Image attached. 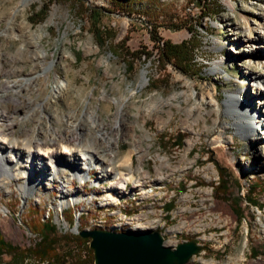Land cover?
Masks as SVG:
<instances>
[{
    "label": "rangeland",
    "instance_id": "rangeland-1",
    "mask_svg": "<svg viewBox=\"0 0 264 264\" xmlns=\"http://www.w3.org/2000/svg\"><path fill=\"white\" fill-rule=\"evenodd\" d=\"M164 41L196 43L193 67L184 72L161 58ZM31 76L20 90L24 100L14 106L19 124L12 133L2 132L8 140L31 149L45 136L76 145L70 134L77 132L86 138L87 143L80 140L86 150L95 141L112 172L139 178L146 173L142 185L149 193L138 196L140 189L129 181L116 202L107 204L102 198L114 193L107 186L110 175L90 170L82 185L68 177L69 169H63L60 181L50 179L46 166L47 180L36 182L35 174L25 184L30 192L19 191L24 175L0 187L4 241L33 248L39 241L32 231L37 221L53 223L58 237L67 238L81 230L138 231V221H159L164 227L155 230L165 234L167 214L174 217L170 224L180 227L175 240L204 246L186 264H264V157L257 155L255 143L234 133L230 118L218 121L227 127L222 133H206L205 123L217 117L207 113L209 107L202 111L206 120L198 123L186 121L184 114L208 86L219 102L237 91L241 102L256 107L264 80V0H33L26 6L22 0H0V95H14L9 86ZM252 111L258 115V109ZM90 117L104 134L88 126ZM219 136L229 143L217 146L212 140ZM99 137L113 143L110 151ZM179 137L181 145L175 146ZM161 158L168 164L158 179ZM66 160L73 166V159ZM75 166L81 168V161ZM220 169L228 182L225 195L213 189ZM251 185L257 188L250 190ZM169 202L173 206L167 210ZM61 242L56 252L68 253V264H93L88 243ZM9 259L2 256L5 263Z\"/></svg>",
    "mask_w": 264,
    "mask_h": 264
},
{
    "label": "bare ground",
    "instance_id": "bare-ground-1",
    "mask_svg": "<svg viewBox=\"0 0 264 264\" xmlns=\"http://www.w3.org/2000/svg\"><path fill=\"white\" fill-rule=\"evenodd\" d=\"M33 0H22V3L24 6L28 5ZM40 58V57H38ZM37 58V59H38ZM39 72V71H38ZM34 77H25L23 78L20 83L16 84L13 83L9 87L12 91L16 90V93L14 95H8L3 96L0 95V127H3V130L0 128V187H3L5 184H7L8 180H18L20 175H24V183L23 186L19 188V191L22 194H25L26 191L30 192L31 189H27L25 184L30 182V179L33 175L37 174L38 177L34 178V181L41 182V179L46 178L47 174L44 173V167L49 166L50 168V176H53L54 179L58 178L59 181L62 178V172L63 169H69V178H76L77 181L79 180L80 184H83L85 180L89 176L90 170H96V172H103V175H110L111 178L108 179L107 186H109L110 190H113V194L107 193L102 198L103 201L106 200L107 204L115 203L114 200L116 197V194L120 191H124L127 187V184L129 181H131V188L134 190H139L138 196L143 197L145 194L149 193V189L144 187L142 184H145V176L146 173H142V178L135 177L134 174H125L119 170L112 172L114 169L111 168V165L107 163L104 158L108 160L109 157L105 156V153L103 151L100 152L96 150L99 148H96L94 146L95 141L91 143L93 146L88 145L90 150H86L87 148L82 147V141L83 143H87L86 138L80 136L77 132L71 133L70 137H73L76 145L72 144H64L63 142L59 140H55L53 137H46L45 138H38V140L35 142L33 148L24 146L23 144L19 142H12L8 140V134H3L2 132L10 131V133L14 132L15 127L19 124L20 117L15 118L14 116V106L18 104V102L23 101L24 99L20 98V90L22 87V84H29ZM260 81V80H259ZM263 82V83H262ZM63 88V85L57 86V91ZM19 90V91H18ZM258 94L261 99L256 101L255 108L252 106H249L250 103H243L239 100L240 94L239 92H233L226 95L225 100L222 102H219L216 94H215V88L208 86L206 87L205 93L200 96L198 102L189 108V110L184 111L186 121L191 119L192 124L198 123L199 119L202 118L204 121L206 120L205 117H202V111L204 110V107H209L210 110L207 112L208 114L215 113L217 115L216 119L213 120L212 124L205 123L204 130L206 133H210L212 131H218L219 133H222L224 130L227 129L226 126H219V120H222V117H228L230 118V125L235 130V134L238 135L243 140H247L250 143H255L257 155L260 157H264V123H260V117L263 116L262 121L264 122V80H261L260 87H258ZM170 99H164L158 103V105H164L166 103H169ZM37 105V104H36ZM42 104H38L37 107H41ZM258 109L259 112L256 111ZM249 110H253L252 112H257L258 115L254 116L253 114H250ZM251 112V113H252ZM23 117V115H19ZM91 120L89 123V127L96 128L94 125V120L90 117ZM254 121L258 126H261L260 129H263L262 131H258L252 125L251 121ZM88 121V122H89ZM163 121H160L159 124H163ZM77 125V124H76ZM77 127H81L80 125ZM100 129V127L98 126ZM96 128V133L99 135H102L104 133L99 132V129ZM253 133H256L255 136H252ZM3 135H6V137ZM99 140L104 142V151H110L112 149L113 143L110 141L105 140L103 137H99ZM45 140H49L52 144L47 145L45 144ZM82 140V141H80ZM215 143H217V146H223L229 143L228 140L224 141L223 139L218 137V139H213ZM102 144V143H101ZM192 142L189 141L186 143V150L189 149ZM59 148H58V147ZM98 147V146H97ZM83 150V151H82ZM92 150V151H91ZM100 154L98 156H101L98 158L97 154ZM129 152L123 157L122 164L125 166H128L129 162H131V156ZM65 154L69 160L73 159V166L69 164L66 160L67 157L64 158L62 156ZM59 160V162H54L55 160ZM97 159V160H95ZM77 160L81 161V168H76L75 164L77 163ZM76 162V163H75ZM53 163H56V165H53ZM83 163V164H82ZM168 164V160L161 158L160 163L158 167H156L157 172L163 167ZM264 166V163H263ZM70 167L73 169L70 170ZM158 176V179H161L160 172L156 173ZM61 176V177H60ZM50 178V179H53ZM39 179V180H38ZM67 181L62 180L60 183L65 184ZM112 202V203H110ZM117 204V203H116ZM135 228L138 227V231H144V230H153L156 231L155 228L157 227H164V224H160L159 221H138L134 224ZM136 230V229H135ZM106 231V230H105ZM109 232L114 233H120L124 232L123 229L118 228L117 230H113V228H109L107 230ZM128 231V230H126ZM158 232V231H157ZM160 233V232H159ZM164 233V232H163ZM177 233V232H176ZM163 235L162 233H160ZM176 237V236H175ZM177 240V239H176ZM165 246H169L171 248H175L178 244L174 243V246L168 244L167 241H164Z\"/></svg>",
    "mask_w": 264,
    "mask_h": 264
},
{
    "label": "water",
    "instance_id": "water-1",
    "mask_svg": "<svg viewBox=\"0 0 264 264\" xmlns=\"http://www.w3.org/2000/svg\"><path fill=\"white\" fill-rule=\"evenodd\" d=\"M79 236L88 240L93 264H186L204 248L194 241L165 246L161 234L153 230H81Z\"/></svg>",
    "mask_w": 264,
    "mask_h": 264
},
{
    "label": "trees",
    "instance_id": "trees-1",
    "mask_svg": "<svg viewBox=\"0 0 264 264\" xmlns=\"http://www.w3.org/2000/svg\"><path fill=\"white\" fill-rule=\"evenodd\" d=\"M44 8L36 14L39 21L44 17ZM31 23L35 24L37 21L31 19ZM95 36H99L100 33L98 30L94 31ZM197 46L196 43L191 41H182L179 44H171L167 41L162 43V46L159 48L161 58H164L166 61L173 63L176 66H179L181 70L187 72L191 69L194 64V49ZM182 138L179 137L174 140L173 144L175 146H180ZM219 182L216 186L213 187L214 192L226 194L228 191V182L223 177L222 169L218 172ZM256 186H250V190H255ZM215 194V193H214ZM171 202V201H170ZM169 202V203H170ZM172 203L168 204L165 208L168 210L172 207ZM241 217V213L239 214ZM32 231L35 230L37 236H39V241L34 244L33 248L20 249L17 246H14L6 241L0 234V264H68L66 260L68 255L64 252L57 253L56 248L63 240L65 242L61 243H80L86 244L88 240L81 239L79 236L73 238H67L65 236L57 235L56 226L49 221H37L32 225ZM100 230V229H96ZM89 256L88 260L91 262V251L88 250ZM7 255L10 257L9 261L5 263L2 260V256Z\"/></svg>",
    "mask_w": 264,
    "mask_h": 264
},
{
    "label": "built area",
    "instance_id": "built-area-1",
    "mask_svg": "<svg viewBox=\"0 0 264 264\" xmlns=\"http://www.w3.org/2000/svg\"><path fill=\"white\" fill-rule=\"evenodd\" d=\"M119 216H121V215H119ZM165 216H166V232H165V234L161 235L163 240L167 241L168 244H170L172 246H174V243L185 242L186 240L184 241V240H175L174 239V231H175L176 228H180V227H178V225H176V224L175 225L170 224V221L172 219H174L173 216L172 217H167V214ZM189 235H196L197 236V235H199V232H189Z\"/></svg>",
    "mask_w": 264,
    "mask_h": 264
}]
</instances>
